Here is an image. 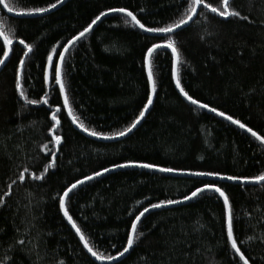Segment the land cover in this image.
I'll return each instance as SVG.
<instances>
[{
  "label": "trees",
  "instance_id": "16d2710c",
  "mask_svg": "<svg viewBox=\"0 0 264 264\" xmlns=\"http://www.w3.org/2000/svg\"><path fill=\"white\" fill-rule=\"evenodd\" d=\"M8 2L16 14L59 4L57 0ZM204 2L223 6V0ZM188 3L68 0L55 12L38 17L12 16L0 5V29L13 39L0 71V199L5 202L0 207V264H104L84 249L59 207V197L87 176L130 162L175 171L124 167L73 191L66 207L94 251L119 257L127 247L132 223L144 208L169 199L184 201L197 188L214 184L229 198L234 238L249 264H264V184L191 175L217 172L251 178L264 173V145L182 96L172 76L170 49L159 50L152 58L156 93L148 115L119 141L92 138L77 130L63 107L59 86L51 77L48 83L43 80L52 48L57 49L54 62L58 63V53L68 41L107 13L65 57L63 79L77 124L113 137L128 128L151 94L144 63L147 48L172 39L180 53L181 87L193 99L264 136V0H230L229 10L239 11L247 20L205 12L174 34L145 33L131 18L109 11L126 8L146 27H166L186 16ZM20 39L33 48L27 57ZM4 58L0 52V59ZM21 59L26 95L38 101L47 98V105H28L20 98L15 78ZM57 107L61 109L55 133L62 137L59 146L52 142L50 131ZM49 164L54 166L45 172ZM20 239L25 245L18 243ZM110 264L243 262L227 243L223 199L206 191L182 205L146 215L129 253Z\"/></svg>",
  "mask_w": 264,
  "mask_h": 264
},
{
  "label": "snow or ice",
  "instance_id": "6c2138e0",
  "mask_svg": "<svg viewBox=\"0 0 264 264\" xmlns=\"http://www.w3.org/2000/svg\"><path fill=\"white\" fill-rule=\"evenodd\" d=\"M57 3H63V0H57ZM0 5L3 6L4 9H6L8 12L13 11V6L8 2V0H0ZM230 0H223V6L221 8H217L212 6L210 3H205L204 0H190V3L187 4V12L186 16L182 18L177 23L169 24L166 27H146L144 23H142L136 15L133 14L132 11L127 10L126 8H112L109 11L113 13H122L125 17L131 18V22L134 26L138 27L145 33H154V34H169L174 33L177 29H181L182 26H187L190 21H193L194 17L203 14L205 12H211L212 14H215L218 17L228 19L231 17H238L243 20H247L248 17L241 16V13L239 11L235 10H229ZM51 8H56L57 4H52L50 6ZM199 10V11H198ZM49 11L48 8H36L28 13H18L19 15H32V14H39ZM107 13H101L99 16H97L95 19L92 20V22L83 29L79 33L78 36L73 37L72 40L68 41V45L64 46V49L62 52L58 53L59 56V62H54V55L57 54V49L55 47L52 48L51 52L47 55V66L44 71L43 80L45 83L49 82L50 77L54 80L55 85L59 86V94L63 96V107L68 109V115L73 117V123H77V118L73 116L72 109L69 105V99L66 94V84L63 79V66L65 62V54L68 53L69 47L73 45L76 41L84 37L90 30L92 29L93 25L97 23V21L100 20L101 16H105ZM128 23V20H125V24ZM0 38L3 40V46H0V52H3V55L6 58L9 56V51H6L5 48L11 47L13 44V39L6 35L5 32L0 29ZM19 44L23 45V48L26 49L24 51V56L27 57L30 53H32L33 48L30 44L26 43L25 40L20 39ZM171 50V54L173 57V67H172V76L176 80V87L180 90V93L184 96L186 100H188L191 104L197 105L201 109H208V111L215 113L217 116L223 117L225 120L229 121L231 124L238 126L240 129L246 131L247 133H250L252 137H254L257 141H260L261 144H264V136L259 135L256 131H253L252 128L247 127L246 124L242 123L238 119H234L231 115H226L223 111H217L216 108H209L207 104L200 103L199 101L193 99L188 92L184 90L183 87H181L180 79L177 72V64L180 61V53L178 50V47L176 46V42L172 39H169L164 44H158L154 43L151 45V47L147 48L146 54L144 56V63L147 67V82L151 89V94L147 96V103L144 105V108L142 111H140L139 116L136 118V120L133 121V123L123 131L117 133V136H125L127 133L131 132L137 124L140 123V120L145 116V113L148 111L149 106L153 103V96L156 93V82L153 75L152 70V58L159 50ZM5 59H0V66H3L5 64ZM24 59H21L19 61V68L16 73L15 78V88L17 92L19 93L20 98L28 105H36L38 103H43L47 105L49 103L48 99L45 98L42 101H38L35 99H29L26 95L23 86H22V79H23V68H24ZM61 111L59 107H57L51 114V120L54 122L52 124L50 131L53 133L51 139L52 142L56 146H59L62 142V137L59 134H55L56 130L59 128L60 120L58 119L57 114ZM77 127H79L82 131L87 132L90 136L100 137L106 140L113 139V136L103 135L102 133H98L96 131H89L87 127L83 125V123L77 124ZM47 147V145H45ZM58 150V149H57ZM53 159H55V152H52ZM53 164H49L45 168V172L48 171L49 168L53 167ZM116 168H124V167H138L143 169H149V170H155L163 173H169L174 172V169L171 168H163L158 167L156 165L150 164V163H126V164H118L115 165ZM111 169L105 168L103 169V172H96L94 176L98 177L103 175L104 173L110 171ZM25 172L28 171L27 168L24 169ZM193 176L203 177H215L221 180H228V181H238L241 184H261L264 183V173H261L259 175H256L254 177L248 178V177H239V176H224L217 172H193L191 173ZM94 176H87L84 180H79L76 183L72 184L71 187L67 188L66 191L63 192V195L59 197V207L61 211H63L64 217L67 218L68 223L71 225L73 229H75L76 234L79 236L80 241L83 243L84 249L87 250L88 253L91 254L92 257H94L96 260H116L117 257L113 256H104L100 254L97 251H94L93 248L90 246L89 241L85 238L84 234L82 233L81 229L77 226L76 222L73 220L72 216L69 215L68 209L66 207V198L69 196V193H72L74 189L77 188L78 185H82L85 183V181H90L94 178ZM25 179L24 175L21 174L19 177V180L23 182ZM34 179H42V176H34ZM206 191H210L213 193H217L219 197L223 198V205L224 208L227 211V243L230 245L231 250L233 251L235 256H238L239 261L243 262V264H249V260L245 257L244 253L241 251V248L238 246L237 240L234 238L233 233V214L232 210L229 204V198L226 195L225 191L214 184H205L202 188H197L195 191L191 193L190 196H185V200H191L193 198L198 197L199 195L203 194ZM9 195L11 193H8ZM4 200L0 199V207L4 206ZM181 203L179 200H166L161 201L157 204H152L151 208H161L166 207L168 205L178 204ZM149 211V208H144L142 212H140L139 215L136 216L135 221L131 225V233L127 236V247L123 249V251L120 253V256L122 257L125 253L129 251L134 246L135 243V234L138 230V223L142 216H144L145 213ZM248 239H253V237H249ZM20 245H25V240L20 239L18 241ZM14 264V262H13ZM60 264H63L61 261Z\"/></svg>",
  "mask_w": 264,
  "mask_h": 264
},
{
  "label": "water",
  "instance_id": "95a60500",
  "mask_svg": "<svg viewBox=\"0 0 264 264\" xmlns=\"http://www.w3.org/2000/svg\"><path fill=\"white\" fill-rule=\"evenodd\" d=\"M68 0H63V3L61 4V3H59V4H57V7L56 8H50L49 9V11H47V12H44V13H39V14H32V15H19V14H16V13H13V12H8L6 9H5V11L9 14V15H12V16H16V17H38V16H43V15H48V14H50V13H53V12H55L56 10H58L60 7H62L66 2H67ZM199 11V10H198ZM104 18V16L103 17H101L100 18V20L99 21H97V23L95 24V25H93V27H92V29L90 30V32L100 23V21L102 20ZM191 22V21H190ZM184 27H186V26H182V28L181 29H183ZM181 29H177L174 33H176V32H178L179 30H181ZM90 32H88L86 35H88ZM174 33H169V34H174ZM85 35V36H86ZM84 36V37H85ZM83 38V37H82ZM81 38V39H82ZM80 40V39H79ZM78 40V41H79ZM78 41H76L74 44H76ZM73 44V45H74ZM73 45H71L70 47H69V50L71 49V47L73 46ZM10 50H11V47H10V49L9 48H7V51H9V56H10ZM66 55H67V53L65 54V57H66ZM9 56H8V58H4L5 59V64L7 63V61H8V59H9ZM5 64L3 65V66H0V71L3 69V67L5 66ZM177 72H178V64H177ZM174 81H175V85H176V80L174 79ZM177 88V87H176ZM177 90L180 92V90L177 88ZM183 96V95H182ZM154 97H155V94H154V96H153V101H154ZM184 97V96H183ZM188 101V100H187ZM189 102V101H188ZM153 104V103H152ZM151 106L152 105H150L149 106V109H148V111L145 113V116L140 120V123L145 119V117L148 115V112H149V110H150V108H151ZM194 106H197V105H194ZM198 107V106H197ZM206 110H208V109H206ZM66 111H67V114H68V109L66 108ZM69 116V115H68ZM69 118H70V120H71V122H72V124L75 126V128L77 129V130H79L80 132H82L83 134H85V135H87V136H89V137H92V138H95V136H90V135H88V133L87 132H84V131H82L79 127H77V123H73V117L72 116H69ZM223 118V117H222ZM140 123L139 124H137V126L131 131V132H129V133H127V135H125V136H122V137H120V136H117V137H114L113 139H110V140H106V139H102V140H106V141H119V140H122V139H124L125 137H127V136H129V135H131L137 128H138V126L140 125ZM250 134V133H249ZM264 145V144H263ZM117 169H119V168H116V169H111L110 171H108V172H106V173H104L103 175H105V174H107V173H110V172H112V171H115V170H117ZM103 175H101V176H103ZM176 175H180V174H176ZM101 176H98V177H96V176H94V178L92 179V180H90V181H93V180H95V179H97V178H99V177H101ZM90 181H85V183H87V182H90ZM84 183V184H85ZM240 183V182H239ZM84 184H82V185H84ZM261 184H264V183H261ZM82 185H78L77 186V188L78 187H80V186H82ZM76 188V189H77ZM76 189H74L73 191H75ZM71 193H69V195H70ZM68 198V197H67ZM67 198H66V201H67ZM222 198V197H221ZM194 199V198H193ZM223 199V198H222ZM192 200V199H191ZM188 201H190V200H184V201H181V203H178V204H173V205H168V206H166V207H161V208H156V209H152V208H150L149 209V211L147 212V213H145L144 214V216H142L141 217V219H140V221L146 216V215H148L149 213H151V212H153V211H156V210H159V209H165V208H171V207H175V206H179V205H182V204H184V203H186V202H188ZM67 219V218H66ZM140 221L139 222H137L138 223V225H139V223H140ZM74 231H75V229H74ZM76 232V231H75ZM78 236V235H77ZM79 237V236H78ZM131 249H129V251H130ZM129 251L127 252V253H125L122 257L121 256H119V257H117V259L116 260H98V261H100V262H102V263H104V264H110V263H115V262H117V261H119V260H121V259H123L124 257H126V255L129 253ZM90 254V253H89ZM91 255V254H90Z\"/></svg>",
  "mask_w": 264,
  "mask_h": 264
}]
</instances>
